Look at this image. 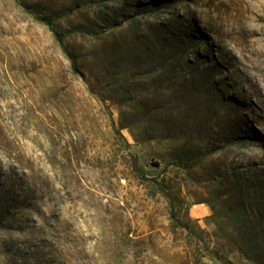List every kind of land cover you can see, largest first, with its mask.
Returning <instances> with one entry per match:
<instances>
[{
	"label": "rangeland",
	"instance_id": "obj_1",
	"mask_svg": "<svg viewBox=\"0 0 264 264\" xmlns=\"http://www.w3.org/2000/svg\"><path fill=\"white\" fill-rule=\"evenodd\" d=\"M262 67L264 0H0V264H264Z\"/></svg>",
	"mask_w": 264,
	"mask_h": 264
},
{
	"label": "trees",
	"instance_id": "obj_2",
	"mask_svg": "<svg viewBox=\"0 0 264 264\" xmlns=\"http://www.w3.org/2000/svg\"><path fill=\"white\" fill-rule=\"evenodd\" d=\"M25 9L28 11H30V8L27 7V6H24ZM37 20L45 23L49 28H51L52 31H54L55 29V26H54V22L48 18V17H37ZM56 38L62 42L63 40V36L62 35H58L56 34ZM199 162H186V161H183V160H177L175 162H173L171 165L177 167V168H180V169H184V170H188V171H191L193 170L197 165H198ZM153 182H155L156 184L160 185L159 182H157V180H153ZM167 197L169 199V203H170V206L172 208V212H171V217L172 219L176 222V223H180V221L178 220L177 218V215L176 213L174 212V202H173V199H172V196L170 194H167Z\"/></svg>",
	"mask_w": 264,
	"mask_h": 264
},
{
	"label": "bare ground",
	"instance_id": "obj_3",
	"mask_svg": "<svg viewBox=\"0 0 264 264\" xmlns=\"http://www.w3.org/2000/svg\"><path fill=\"white\" fill-rule=\"evenodd\" d=\"M260 71H261V74H262V79L264 81V67H262Z\"/></svg>",
	"mask_w": 264,
	"mask_h": 264
}]
</instances>
